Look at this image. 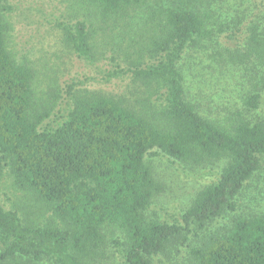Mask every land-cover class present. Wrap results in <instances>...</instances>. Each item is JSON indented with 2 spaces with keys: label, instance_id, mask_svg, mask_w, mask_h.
I'll list each match as a JSON object with an SVG mask.
<instances>
[{
  "label": "trees",
  "instance_id": "16d2710c",
  "mask_svg": "<svg viewBox=\"0 0 264 264\" xmlns=\"http://www.w3.org/2000/svg\"><path fill=\"white\" fill-rule=\"evenodd\" d=\"M5 1L0 0V182L6 172L28 209L0 204V264H101L107 232L122 247L121 264H150L169 246L183 244L187 232L196 233L235 210L237 195L264 154V119L250 123L236 109L222 124L199 113L188 98L181 61L225 29L217 19L209 20V0L162 5L157 0H82L102 20L126 19L144 8L137 24L146 34L141 33L137 56L130 61L134 67L125 70L143 93L132 100L76 93L54 125L46 121L47 99L37 104L35 70L26 58L15 60L7 47L10 26L4 11L11 7ZM65 31L73 54L91 60L85 21L76 20ZM249 33L244 49L212 55L224 64L219 76L229 85L228 64L254 60L264 71V34L254 27ZM144 52L153 62L141 59ZM255 89L243 99L246 108L262 105L264 74ZM157 150L190 169L220 163L217 178L195 192L180 222L145 214L162 189L145 159ZM29 207L36 214H29ZM114 229L121 237H113ZM187 257L190 264H264V213L233 215L228 225L188 245Z\"/></svg>",
  "mask_w": 264,
  "mask_h": 264
},
{
  "label": "rangeland",
  "instance_id": "374dc122",
  "mask_svg": "<svg viewBox=\"0 0 264 264\" xmlns=\"http://www.w3.org/2000/svg\"><path fill=\"white\" fill-rule=\"evenodd\" d=\"M157 1L161 5L168 2ZM5 3L11 7L4 11L10 26L6 34L7 47L15 60L26 58L35 70L32 88L38 105L47 99L45 110L49 117L46 121L50 124L61 120L76 93L98 92L130 100L143 93L141 84L125 70L128 66L134 67L130 61L136 58L137 47L142 43L144 31L137 21L144 16V8L130 12L133 14L126 19L102 20L96 17L95 13H98L94 8L82 0H6ZM205 5L211 10L209 20L217 19L225 29L204 39V47L187 54L181 61L188 98L196 104L199 113L222 124L236 109H241L242 116L250 123L264 119V92L261 89L263 101L259 108L249 109L243 104L244 97L256 91L255 85L264 74L263 67L254 60L240 65L228 64L232 72L231 78L226 77L232 80L229 85L219 76L223 63L217 61L218 56H212L215 52L227 54V49H244L253 27L264 34V0H209ZM134 13L136 16L133 17ZM76 20H84L91 34V60L76 57L64 38L66 27ZM141 59L144 62L154 60L145 52ZM145 159L152 166L154 177L162 184L145 214L169 222L181 221V212L198 189L217 178L220 165L190 169L158 150L156 155H147ZM23 203L21 193L12 187L4 172L0 182V204L5 208L28 209ZM29 210V214H36L33 207ZM261 213H264V154L260 156L259 167L237 195L234 211H225L196 233L187 232L183 244L169 246L164 254L153 256L150 264H190L188 245H197L212 231L228 225L235 214ZM109 235L107 232L100 263L121 264L119 249L122 247H117ZM113 237H121V234L114 229Z\"/></svg>",
  "mask_w": 264,
  "mask_h": 264
}]
</instances>
